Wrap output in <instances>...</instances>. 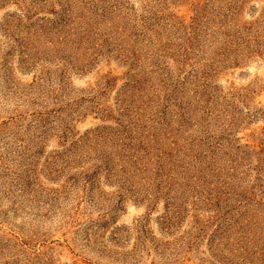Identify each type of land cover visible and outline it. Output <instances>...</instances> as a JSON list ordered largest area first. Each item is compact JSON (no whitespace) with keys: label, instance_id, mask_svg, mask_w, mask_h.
<instances>
[{"label":"rangeland","instance_id":"rangeland-1","mask_svg":"<svg viewBox=\"0 0 264 264\" xmlns=\"http://www.w3.org/2000/svg\"><path fill=\"white\" fill-rule=\"evenodd\" d=\"M0 264H264V0H0Z\"/></svg>","mask_w":264,"mask_h":264}]
</instances>
